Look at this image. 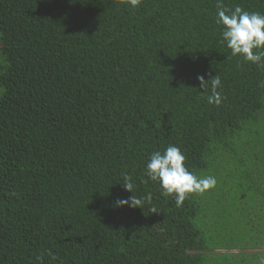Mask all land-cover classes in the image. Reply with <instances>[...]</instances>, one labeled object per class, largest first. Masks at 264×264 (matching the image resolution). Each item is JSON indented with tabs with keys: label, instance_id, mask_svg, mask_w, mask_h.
Returning a JSON list of instances; mask_svg holds the SVG:
<instances>
[{
	"label": "trees",
	"instance_id": "trees-1",
	"mask_svg": "<svg viewBox=\"0 0 264 264\" xmlns=\"http://www.w3.org/2000/svg\"><path fill=\"white\" fill-rule=\"evenodd\" d=\"M216 13V0H0V264H264V65L231 55ZM200 75L220 77L219 105ZM169 145L217 181L181 207L146 175Z\"/></svg>",
	"mask_w": 264,
	"mask_h": 264
},
{
	"label": "clouds",
	"instance_id": "clouds-1",
	"mask_svg": "<svg viewBox=\"0 0 264 264\" xmlns=\"http://www.w3.org/2000/svg\"><path fill=\"white\" fill-rule=\"evenodd\" d=\"M141 0H130L132 7H137ZM216 23L222 25V43H226L231 55L241 57L245 62L264 65V13L250 12L236 6L230 9L225 6L224 0H216ZM202 91L209 92L208 102L219 105L222 95L218 91L221 80L218 75L205 80L203 75L197 77ZM264 87V81L259 83ZM186 156L175 145H169L165 150L151 154L146 166V175L150 180L158 182L163 194L173 195L177 207L183 206L189 194L204 193L215 187L217 181L213 176L198 177L185 166ZM125 190L133 194V183L125 177ZM152 194L143 197L131 195L128 199H118V207H140L143 203H151ZM141 208V207H140ZM153 213L155 209H152ZM51 255V253H49ZM55 257L53 256V259ZM43 260V256L40 257Z\"/></svg>",
	"mask_w": 264,
	"mask_h": 264
},
{
	"label": "rangeland",
	"instance_id": "rangeland-1",
	"mask_svg": "<svg viewBox=\"0 0 264 264\" xmlns=\"http://www.w3.org/2000/svg\"><path fill=\"white\" fill-rule=\"evenodd\" d=\"M6 140L12 142L15 145H25L26 143H29V140L17 130H11V132L8 133Z\"/></svg>",
	"mask_w": 264,
	"mask_h": 264
}]
</instances>
